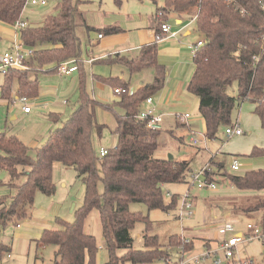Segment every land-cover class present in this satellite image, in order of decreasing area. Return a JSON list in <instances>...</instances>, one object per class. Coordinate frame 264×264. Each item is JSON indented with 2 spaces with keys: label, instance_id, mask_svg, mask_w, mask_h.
<instances>
[{
  "label": "trees",
  "instance_id": "trees-1",
  "mask_svg": "<svg viewBox=\"0 0 264 264\" xmlns=\"http://www.w3.org/2000/svg\"><path fill=\"white\" fill-rule=\"evenodd\" d=\"M27 0H0V21L14 25L21 20ZM82 0H58L55 12L47 15L36 26L20 28V41L33 49L24 71L10 69L4 74L1 97L10 99L15 84V95L34 97L39 92L37 72L58 73L59 64L74 59L80 72L77 83L78 101L74 110L60 125L49 131L45 141L34 148L14 134L0 131V169L15 181L9 203L0 200V227L14 217H24L23 207L32 205L36 192L47 196L55 192L52 179L54 163L72 166L84 185L82 204L75 209L73 220L56 218L55 228L43 229L35 239L36 246L52 244L57 247L54 264H95L98 246L96 238L84 229V221L97 208L105 239V264H176L193 248L191 240L175 233L165 246L181 254L179 260L170 259L157 234L150 233L147 215L129 209L133 202L144 203L148 210L173 211L178 205V194L164 202L163 186L169 183H189L193 173L188 159L155 157L159 130H148L145 120L137 113L145 99L160 91L166 79V67L158 60L156 41L142 45L134 54L109 55L95 62H118L129 73L152 69L148 82L130 91L129 82L120 76H95L107 83L115 93L111 103L94 99L86 90L79 57L80 40L76 34L77 19L81 17ZM120 5L121 0H114ZM165 11L192 14L195 30L202 44L193 54V72L187 91L197 98V109L204 122V135L214 139L220 127L234 124L231 113L243 100L255 103L254 112L264 127V9L260 0H165ZM191 18V19H192ZM162 23L159 22V26ZM88 28V27H87ZM101 34L122 31L117 26L98 29ZM28 63V64H27ZM236 84V96L228 88ZM114 112L115 125L111 133L116 141L105 155L99 154L93 134L100 136L106 124L98 121L97 108ZM53 122L57 118L52 117ZM248 156H264V146H253ZM216 175V174H215ZM227 184L243 192H255L258 200L242 209L243 213L261 211L259 225L264 228V168L250 169L243 174L222 172ZM22 181L20 182L21 178ZM204 179L217 184L214 172L206 170ZM102 183V191L98 183ZM137 222L145 225L143 248L132 247L131 230ZM7 246L0 244V255ZM116 250H124L118 255ZM234 258L228 264H235ZM246 264H251L248 262Z\"/></svg>",
  "mask_w": 264,
  "mask_h": 264
},
{
  "label": "rangeland",
  "instance_id": "rangeland-1",
  "mask_svg": "<svg viewBox=\"0 0 264 264\" xmlns=\"http://www.w3.org/2000/svg\"><path fill=\"white\" fill-rule=\"evenodd\" d=\"M57 1L58 0H47V5H33L27 2L24 6L21 20L26 21L31 26L39 25L47 15L55 12L54 6ZM82 1L83 3L81 2L78 8L79 11L82 12V15L77 19L78 25L75 31L80 40L79 57L83 64L82 73L85 80V87L87 92L94 99L111 103L114 100L112 88L107 83L97 80L95 76L108 77L121 76L122 74L126 76L128 70L118 62H95L94 64H89L87 60L92 56L95 61H97L101 58L102 54L107 55L113 50L134 46L144 42V38L151 34L153 26L158 21L155 12L158 16H163L164 12L161 11V9L164 8L165 0H121L120 5L114 3V0ZM192 14L195 13H191V15ZM81 19L86 21L93 29L87 31L85 26L81 25ZM172 20L173 18L171 16L167 19L168 22L173 23ZM187 21L190 27L195 29V20L190 18ZM3 23L6 24L5 26L7 29L12 31V24ZM109 26H117L122 31L112 34H103L104 36L101 39L95 40L96 30L104 29ZM6 34L11 35L10 33ZM134 35H137L138 38H131V36ZM191 37L195 40L197 39L194 35ZM17 39L18 41L20 40L19 31ZM93 41H96V43L94 44ZM4 45L5 43L0 45V54L6 51ZM30 69L29 66H26V68H21L20 70L29 71ZM183 69L184 68H182V70ZM79 74L80 72L75 69L72 74L67 77H60L55 72L47 73L46 76L43 75L44 79L50 80L53 86L50 90L43 91L42 87L39 85V92L36 96V101L31 104L32 112L29 115L20 113L22 103L19 99L10 102L8 107L0 103V131H5L8 134H16V136L27 145L31 140H34L36 143L38 140L39 144L43 142L49 131L60 126L77 105V83ZM139 75L143 76V82L150 81L153 76V71L149 69L144 73H140L139 71L134 72L130 76V86L136 84L135 81ZM0 78H2L1 74ZM42 78H40V80ZM182 80L184 81L186 78H182ZM13 87L14 89L11 93L12 98L15 95V84ZM99 90L104 91L105 96L98 94ZM228 93L236 96L237 88L235 83L228 88ZM176 97L159 104L164 116L159 125L160 129L157 137L158 147L154 152V156L158 158L171 156L174 159H188L190 161V167L194 172L200 168L204 158V156H201V154L196 151L205 143L202 141L192 143L190 140V132L196 135L199 133L204 135L203 121L198 112L197 105L193 106L195 100L194 96L187 94L184 95L183 98L176 99ZM63 99L68 101L67 104L63 103ZM154 99H156V95ZM254 104L255 103L249 99L243 100L234 107L231 113L232 122L239 124L240 128L243 130V134L227 137L224 131L225 127H220L216 137L211 139L214 145L210 146V148H213V151H216V148L221 146L225 150L224 152L227 151L230 153L225 154L221 151H217V156L220 158H218V161L214 159L224 164L222 170L226 171L228 174H243L250 169L264 168V156L251 157L248 156L247 153L243 155L245 154L244 152H247V145L253 147L258 146L257 144L259 142H264V127L253 113ZM141 107L146 108L147 104L143 102ZM174 110H180L182 112L191 111V118L187 121L188 127L190 126L189 130H187L185 126L182 128L178 127L181 125L179 123L178 126H175V119L173 116H170L171 113H169ZM13 115H15V119H11ZM96 116L98 121L106 124L107 127L104 128L100 136L96 135V133L93 134L94 146L97 150L101 147L108 149L115 144V137L111 133L115 125L114 112L99 107L97 108ZM52 117L57 118V121L53 122ZM204 138H206L205 135ZM262 145L264 146V144ZM34 148V145L30 146L31 155L34 154ZM232 158H236L240 164V168L237 171H232L230 169ZM259 162H263L261 163L263 165H258ZM204 167L209 171L212 168L211 163H207ZM214 176L217 178L215 174ZM8 177L9 181L12 182L13 179L10 176ZM223 178H225V176L222 177V182L217 183L215 190L198 188L196 185H191L192 180L190 178V184H165L163 186V200L165 203L168 202L172 194L176 193L180 196L188 190L191 196L195 197L192 214L181 220L177 217L176 210L169 212L160 209L148 210L147 206L142 202L130 203L129 209L148 216L151 221L150 233L157 234L160 243L164 245L163 249L171 253V260H179L181 258V254L177 250L165 246L168 237L175 233L184 237L185 240H191L193 242V248L186 252L182 259L194 256L198 257L203 250L204 239L214 240L218 238V228L221 226L220 224H222L220 221L230 220L236 230L247 232L245 226L247 221H250L252 224H257L261 219L260 210L252 211L248 214H244L239 210V206L253 205L260 195L255 192L237 190L227 184L226 178ZM52 179L55 184V192L49 196L36 192L32 205L23 207L25 216L20 218L14 217V220L5 226L7 232L3 240H10L11 250H3L1 252L0 264H54L57 247L52 244H45L39 247L36 246L35 239L40 236V229L37 228V225L41 219L46 218L47 215L50 223H47L49 225L45 226L50 227L57 226V217L67 221L73 220L75 209L83 202L84 189L81 179L72 166H63L60 163H54ZM4 183L5 180L2 181V184ZM9 183H6V185L8 186ZM2 184H0V197L4 196L3 198L9 203L11 196L14 195V189L8 186L10 189L6 190V187ZM102 188V183L99 182V191H102ZM5 192L7 193L6 195H4ZM167 192H169V194H167ZM244 193L247 194L245 195ZM15 221L22 223V227L13 229L11 226H13ZM26 221L33 225L29 226L30 230H26V232L30 234V237L27 239L16 235V232L26 229L24 226L25 224H23ZM144 228V223L137 222L131 230L133 239L132 247L134 249L143 248L142 234ZM84 229L86 232L93 234L96 238L98 250L95 264H105L107 253L97 208L92 209L87 215L84 221ZM236 250L241 257V261H248L251 262V264H264V245L259 239L254 238L250 241L240 242L236 246ZM116 253L121 255L124 253V250H116ZM190 264L213 263L211 258H199L196 262L191 261Z\"/></svg>",
  "mask_w": 264,
  "mask_h": 264
},
{
  "label": "crops",
  "instance_id": "crops-1",
  "mask_svg": "<svg viewBox=\"0 0 264 264\" xmlns=\"http://www.w3.org/2000/svg\"><path fill=\"white\" fill-rule=\"evenodd\" d=\"M161 11L164 12L163 16H161V17L158 16L157 13L155 12V16H156L158 21L155 23V25L152 28V31H151L152 35L150 34L149 36H146L144 38V42L138 43V44H136L134 46L123 47V48H119L117 50H113L112 52H110L107 55H105V54L101 55V58H105V57H107L109 55L114 56L116 54H118V55H123V54L131 55V54H134L142 45L149 44V43H152V42L155 41L154 38H153V34H154L155 31H157L159 29V27H158L159 26V22H161V21L167 22L170 25L171 30L175 32V35L167 37V38H164V39H162L160 41H156L157 49H158V60L161 63H163L165 65V67L167 68V70H166V79H165V84H164L163 88L155 94L156 95V99H154L155 95L152 96L154 107H155L156 111H158L160 113H162V111H161L162 108L159 106V104H161V102H165L168 99L174 98L176 96H177L176 99L183 98V96L187 95V94L191 95V96H194L193 94H191V93H189L187 91V85H188V81H189V79L191 77V74L193 72V68H194L193 61H192V58H193L192 45L195 44L199 39H201L200 33H198L195 29H192V27H190V25H189V22L187 21L188 19L192 18L193 15H188V14H185L183 12L182 13H178V12H175V11H172V10L165 11L164 8H162ZM169 16H171L173 18V20H172L173 23L167 21ZM192 20H194V19H192ZM83 23H85V24H83ZM3 24L4 23L2 21H0V45L2 43H5L4 49L7 50V49L12 47V45L14 44L15 41L16 42L18 41V39H17L18 38V30H16L15 27L13 26V29L11 31L10 29H7V27L5 26L6 24H4V25ZM81 25H84L87 31L93 29L92 27H90L86 23V21L82 20L81 21ZM173 25H174V27H173ZM6 30H8V31H6ZM6 33H10L11 35H7ZM98 34H101V32H99V30H96L95 40H97V39L99 40V39H101L104 36L102 34V37H98ZM192 35H194L197 39L195 40L193 37H191ZM131 38L137 39L138 36L134 35V36H131ZM93 43L95 44L96 41H93ZM87 63L94 64L95 63L94 57L90 56V58L87 60ZM187 65H188V67H187ZM182 68H184V69L182 70ZM146 70H149V68L141 70L139 72L140 73L141 72L144 73V72H146ZM47 73L48 72H42V71H38L37 72V77H38V80H39L38 83L42 87L43 91H48L53 86V84H52V82L50 80L44 79V76H46ZM133 73H129V71H127L126 72V76H123L124 74H122L120 76V78H122L125 81L129 82L130 91L135 90L139 85L145 83L142 80L143 76L139 75V76H137V80L135 81L136 84H134L133 86H130V80H131L130 76ZM56 74L59 75L60 77L61 76H63V77H67L68 76V75H60L58 73H56ZM71 74H69V75H71ZM1 75H2V78H0V103L3 104V105H7V107H8V104L10 102H13L15 100L17 101V99H19V101L22 103V107H23V102L16 95H14L13 98L11 97L8 100L7 99H3L1 97V85L4 82L3 74H1ZM40 78H42V79L40 80ZM182 78H186V80L183 81ZM151 79H152V77H151ZM146 82H148V81H146ZM98 94H100L102 96H105V92L102 91V90H99ZM112 96H113V98L115 97V93L114 92H113ZM33 98L34 99L31 101L32 103H34L36 101V96H34ZM194 99L195 100H194V105L193 106H196L197 105L196 96H194ZM180 100H182V99H180ZM67 102L68 101L66 99H63V103L64 104H67ZM21 103H20V105H21ZM254 107H255V104L253 106V111H254ZM31 112H32V110H30V112L26 113V112H24L22 110V108L20 109V113H22L23 115H29V114H31ZM184 112H189L190 113V118H191V111L190 110L184 111ZM184 112H182L180 110H174V111H171L169 113H171L170 116H173V118L175 119V122H176L175 126H178V123H179L181 125L178 126V127L182 128L183 126H185V127H187V130H189L190 126L188 127L187 121L190 118L186 121V123H184V122L179 121L173 115L175 113H184ZM253 113L255 114V112H253ZM255 116L257 117L258 121H260L256 114H255ZM11 119H15V115H13L11 117ZM201 119H202V117H201ZM202 121H203V119H202ZM203 126H204V122H203ZM190 133H192V132H190ZM14 135H16V134H14ZM199 135H200L199 136V138H200L199 141H202V142L205 143L204 145L199 147L200 148L199 150L197 149V151H196L199 154H201V156H204V158L202 160L203 163H202V165L200 166L199 169L204 167V165H206L207 163H211V166H212L211 170L214 172V174H216V176L218 178L217 183H220V182H222L223 175H221V174L224 171V170H222V167H223L224 164L217 162L218 158H220V157L217 156V151H221L222 153H225V154H230V153L227 152V151L224 152L225 150L221 146L216 148L217 149L216 151H213V148L212 149L210 148V146L214 145L213 144V140H211V141L208 140V139L206 140V138H204V135L202 133H199ZM237 136H239V135H237ZM46 137H45V139H46ZM115 141H116V139H115ZM43 142H41V143H43ZM40 144L38 143V140H37V143L34 140H31L28 143V146L29 145L30 146L34 145L35 147H37ZM262 144H264V142H259L257 145L259 147H262L263 146ZM224 148H226V147H224ZM251 149H252L251 145H247L246 146V151L247 152H244L245 154H243V155H246V153L248 154ZM235 150L238 151L237 149H235ZM229 151H233V150H229ZM236 151H234V152H236ZM214 159H217V161H215ZM261 163H263V162H259L258 165H263ZM52 173H53V170H52ZM8 176L9 175H8V173L5 170L0 169V184H2V181L5 180V183L2 184V185H4L6 187L5 188L6 190L10 189L6 185V183L10 182ZM22 179H23V177L21 178L20 182L22 181ZM223 179H225V178H223ZM12 182H15V181L13 180ZM82 186H83V189H84V185H82ZM6 194L7 193L5 192L4 195H6ZM244 194L246 195L247 193H244ZM3 197L4 196H1L0 200H2ZM194 198L195 197L192 196L193 205H194ZM243 207H245V206H239V210L241 212H242L241 208H243ZM244 214H247V213H244ZM27 221L25 223H23V224H25L24 226H25L26 229L23 230V231L16 232V235H18V237L25 238V239L30 237L29 232H26V230L30 228L29 226H33V225L29 224L30 222H27ZM220 222H222V224H220L222 226L224 223L232 222V221H230V220H225L224 221L223 220V221H220ZM47 223H50L48 215H47L46 218L41 219V221L37 225V228L40 229V233L42 232L43 229L55 228L54 226L53 227L52 226L51 227L50 226H45V225H49ZM248 223H251V222L250 221L246 222V225H245L246 228H247V224ZM257 224H259V223H257ZM221 226H219L218 229H220ZM11 227L13 229L21 228L22 227V223H19L18 221L17 222L15 221L13 226H11ZM0 230H1L0 231V244H3L5 246H7L6 250H11V242H10V240H5V241L3 240L4 235L7 232V230H5V227L1 228ZM249 231L250 230L247 228V232H249ZM247 232L246 231L243 232V231H240V230H236L234 225H233V229L232 230H227L223 234H219V232H217L219 236H218V238H215L214 240L204 239V241H203V250L206 249V248L216 247L221 242H224L227 239H229L231 237H234V235H240V234L244 235ZM208 258H211V261L213 263V258L212 257H207L205 259H208Z\"/></svg>",
  "mask_w": 264,
  "mask_h": 264
},
{
  "label": "built area",
  "instance_id": "built-area-1",
  "mask_svg": "<svg viewBox=\"0 0 264 264\" xmlns=\"http://www.w3.org/2000/svg\"><path fill=\"white\" fill-rule=\"evenodd\" d=\"M29 2L33 5H46L47 0H27L26 3ZM261 5L264 9V0H260ZM196 17V16H195ZM195 17L192 19L195 20ZM28 23L23 20H17L14 23V27L16 30H19L22 27L27 26ZM175 32L171 30L170 25L167 22H162L157 31L154 32L153 38L155 41H160L164 38L174 36ZM98 37H102V34H98ZM202 44V39H199L195 44L192 45V53L194 54L197 48ZM33 54V49L24 45L21 41H15L11 48L4 51L0 54V74H6L10 69H21L26 68L27 59ZM91 61V60H90ZM76 69V63L74 59H70L67 61H63L59 64L58 73L60 75H69ZM119 89H115L114 92H118ZM33 97H21L20 100L23 102L22 110L24 112H30L31 110V101ZM147 104L146 108H140L137 113V118L140 120H145L146 128L148 130L154 131L159 130V125L163 119V113L156 111L153 103L152 96H149L144 101ZM179 121L186 123V121L190 118L189 112L184 113H175L173 114ZM225 134L227 137L233 135H241L243 134V130L240 128L238 123H234L232 125L225 127ZM199 134L191 133L190 140L192 143H197L200 138ZM107 153V149L100 148L99 154L105 155ZM240 168V164L236 158H232L230 163V169L232 171H237ZM206 167H203L197 171H194L191 175L192 183L191 185H196L198 188H206L209 190L216 189V182L207 181L204 179L203 175L206 171ZM169 194V192H167ZM193 199L189 191L185 192L183 195H180L178 198V205L176 207L177 217L181 220L184 217H189L193 211ZM247 228L250 230L246 234L242 235H234L227 239L224 242H221L216 247L206 248L204 249L199 256H194L187 259H182L178 261L176 264H190L191 261L196 262L199 258L205 259L207 257L213 258L214 264H228L232 259H236L237 262L235 264H246L247 261H241V257L236 250V246L243 241H250L254 238L259 239L264 245V228H262L259 224H247ZM1 229V228H0ZM233 229L232 222L224 223L220 229H218L219 234L225 233L227 230ZM1 231V230H0ZM146 264V263H141Z\"/></svg>",
  "mask_w": 264,
  "mask_h": 264
},
{
  "label": "water",
  "instance_id": "water-1",
  "mask_svg": "<svg viewBox=\"0 0 264 264\" xmlns=\"http://www.w3.org/2000/svg\"><path fill=\"white\" fill-rule=\"evenodd\" d=\"M169 158H171V156H169Z\"/></svg>",
  "mask_w": 264,
  "mask_h": 264
},
{
  "label": "bare ground",
  "instance_id": "bare-ground-1",
  "mask_svg": "<svg viewBox=\"0 0 264 264\" xmlns=\"http://www.w3.org/2000/svg\"><path fill=\"white\" fill-rule=\"evenodd\" d=\"M59 74V73H58Z\"/></svg>",
  "mask_w": 264,
  "mask_h": 264
}]
</instances>
